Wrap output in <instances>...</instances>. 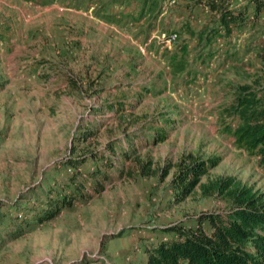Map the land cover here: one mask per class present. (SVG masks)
<instances>
[{
    "label": "rangeland",
    "instance_id": "obj_1",
    "mask_svg": "<svg viewBox=\"0 0 264 264\" xmlns=\"http://www.w3.org/2000/svg\"><path fill=\"white\" fill-rule=\"evenodd\" d=\"M239 7L247 27L199 47L181 26L216 27L206 0H0V264H145L167 228L226 209L200 184L232 178L264 195L260 159L222 133L238 89L264 86V10ZM182 42L187 69L173 76L166 54ZM190 157L216 164L176 202ZM63 192L72 207L37 224Z\"/></svg>",
    "mask_w": 264,
    "mask_h": 264
},
{
    "label": "trees",
    "instance_id": "obj_2",
    "mask_svg": "<svg viewBox=\"0 0 264 264\" xmlns=\"http://www.w3.org/2000/svg\"><path fill=\"white\" fill-rule=\"evenodd\" d=\"M231 1L206 0V5L216 17V27L196 32L185 23L181 26V32L196 39L199 47H202L208 46L216 37H221L220 33L229 36L233 30H244L248 21L246 11L240 7L231 9ZM244 1L254 5V16L258 18L264 10V0ZM105 19L111 21L113 17L106 16ZM166 55L173 76L186 72L187 42L175 45ZM223 115L236 124H224L222 133L233 139L235 148L248 156L258 157L264 171V86L258 89L240 87L233 101L223 109ZM154 138L155 143H161L166 139V134L158 130ZM114 149L113 146L110 151ZM188 159L189 162L180 166L172 181L176 202L188 197L200 178L216 164V159ZM111 165L109 162L108 167ZM69 166L79 169L78 163L74 161ZM87 175L95 181V193L102 192L107 181L106 174L96 170L87 172ZM98 176L102 179L98 180ZM74 179L73 176L70 178L72 184L76 183ZM199 189L204 196L221 199L226 209L201 213L196 228H167L165 232L172 236L145 250V264H264V195L232 178H218L208 184H200ZM75 190L82 195L80 188ZM76 199L75 193L63 192L61 196L53 198L45 210L36 213L34 220L37 224L47 222L62 210L71 208ZM203 223H207V230L202 227Z\"/></svg>",
    "mask_w": 264,
    "mask_h": 264
},
{
    "label": "built area",
    "instance_id": "obj_3",
    "mask_svg": "<svg viewBox=\"0 0 264 264\" xmlns=\"http://www.w3.org/2000/svg\"><path fill=\"white\" fill-rule=\"evenodd\" d=\"M171 39H173V38H170L168 41H170Z\"/></svg>",
    "mask_w": 264,
    "mask_h": 264
}]
</instances>
